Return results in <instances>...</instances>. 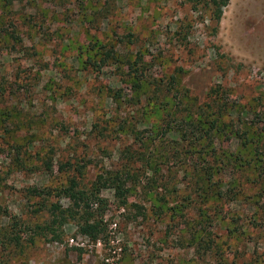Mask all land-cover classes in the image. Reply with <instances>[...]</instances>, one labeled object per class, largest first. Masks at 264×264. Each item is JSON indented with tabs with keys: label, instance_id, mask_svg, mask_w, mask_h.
Instances as JSON below:
<instances>
[{
	"label": "rangeland",
	"instance_id": "1",
	"mask_svg": "<svg viewBox=\"0 0 264 264\" xmlns=\"http://www.w3.org/2000/svg\"><path fill=\"white\" fill-rule=\"evenodd\" d=\"M257 140L264 0H0V264H264ZM100 174L94 240L62 190Z\"/></svg>",
	"mask_w": 264,
	"mask_h": 264
},
{
	"label": "trees",
	"instance_id": "2",
	"mask_svg": "<svg viewBox=\"0 0 264 264\" xmlns=\"http://www.w3.org/2000/svg\"><path fill=\"white\" fill-rule=\"evenodd\" d=\"M228 0H222V5H226ZM217 3V2H216ZM217 14H216V19H219L220 14H221V6L217 7ZM101 48V55L98 58L99 63L104 62L107 59L111 58H116L113 49H102L103 45L100 47ZM96 60V59H95ZM95 64L96 61H93ZM170 81H174V77H171ZM169 81V82H170ZM168 82V84H170ZM213 117L211 119L208 113H205L203 111L202 117L199 118L198 122L201 127V132L199 135H196L195 138V143L200 145L202 149H206L208 146V143H203L199 141L202 138H208L211 135H214L220 131L224 130V126L226 124L222 121V116L223 113L220 111V109H217V111H213ZM169 118L165 121V126L168 130H171L170 126H172V115L167 114ZM183 120H185L182 117ZM184 137V135L182 134ZM248 143L249 141H244V148L248 149ZM213 150H215L214 147H212ZM239 152L242 153L241 149H239ZM215 160L219 161L221 167H213L212 171L209 173L208 180H210L212 177L216 176L221 168L224 166L227 167L231 163L235 164V162L239 159V157L235 154H227L226 152H222L221 154L213 153ZM234 157H231L233 156ZM223 156V157H222ZM252 162L255 164V167L257 169H260L261 173L264 172V143L259 142L258 140L255 141L254 146H253V152H251V158ZM103 176L100 174L98 175L96 181L92 185V189L90 190H81V189H76L74 180H71V184L68 185L67 187H64L62 192L65 194V196L73 202V205L68 207V211L71 215L75 213H79L78 210L81 212V223H80V231L83 234L91 236L94 240L98 238L99 233H102L105 231V222L103 221V218L97 217L96 211L93 210V205L97 203L99 207L97 208L98 214L101 215V210L103 209L102 206L104 205V199L99 197V191L102 187H104L107 184V180L102 181ZM219 179H216L213 181V184L218 182ZM204 184V182H202ZM113 187H115L117 193L120 195H123V193L127 190H123L125 187L124 184H120V182H115L112 183ZM127 188V187H125ZM122 190V191H121ZM232 190V188L229 189V191ZM219 192H214V195L216 196L215 199L218 200V198L222 197H231L229 193L226 191H223L222 187L219 188ZM233 192V191H232ZM221 200V199H220ZM55 208H59L58 205H55ZM76 210V211H75ZM74 212V213H73Z\"/></svg>",
	"mask_w": 264,
	"mask_h": 264
}]
</instances>
